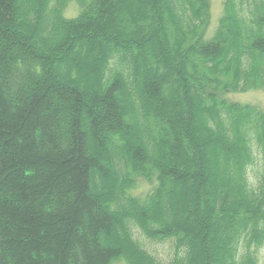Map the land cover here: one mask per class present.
Wrapping results in <instances>:
<instances>
[{
	"label": "trees",
	"instance_id": "16d2710c",
	"mask_svg": "<svg viewBox=\"0 0 264 264\" xmlns=\"http://www.w3.org/2000/svg\"><path fill=\"white\" fill-rule=\"evenodd\" d=\"M60 1L0 0V264H110L121 254L128 264H213L205 250L210 222L224 234L219 264H260L264 111L225 96L264 90V0H224L210 40L204 38L209 0H76L81 10L74 18L62 16L69 0ZM19 27L27 43L9 31ZM85 34L90 52L100 53L86 89L77 67L62 80L50 70L58 55L80 59ZM146 40L153 51L146 52ZM18 44L30 50L10 56ZM202 132L205 141L195 138ZM208 147L225 148L217 157L222 168L230 164L225 180L217 178L215 154L208 167ZM168 155L172 168L164 164ZM108 157L120 186L101 164ZM153 176L158 185L143 203L126 196L136 177ZM99 178L106 194L93 190ZM166 196L177 204L191 198L193 215L209 224L151 218L160 216ZM120 205L131 208L151 240L172 242L166 262L137 245L143 252L132 246L141 258L133 261L105 243L131 219ZM192 236L202 246L196 256Z\"/></svg>",
	"mask_w": 264,
	"mask_h": 264
},
{
	"label": "rangeland",
	"instance_id": "374dc122",
	"mask_svg": "<svg viewBox=\"0 0 264 264\" xmlns=\"http://www.w3.org/2000/svg\"><path fill=\"white\" fill-rule=\"evenodd\" d=\"M29 2H31V0H29ZM60 2H61L60 4L63 5L64 0H61ZM64 5H66L63 9V15L64 16L74 17L78 14L79 7L74 1L69 0L66 4L64 3ZM29 6H30V4H28V7ZM222 6H223V0H210L211 17L209 20V26H208L206 34H205V39H210L212 37V35L216 29L218 19L220 18L221 14H222V10H223ZM27 20H28V18H27ZM118 20H120V16L118 17ZM50 23H52V20L50 19L49 16H46L44 18V24L48 27ZM20 28L21 27H19V29L18 28L17 29H9V31L11 33L14 32L16 35H19V37L21 36L22 38H24L26 40V43H27L28 39H26V38L27 37L29 38V36L27 33H23L22 29H20ZM93 33H94V30L89 32V35H93ZM62 35H63V32H62ZM62 35L60 36L59 41H61L63 39ZM149 35H153V34L151 33ZM80 37H82L81 41H83L84 42L83 44H85V46H86L85 53L80 57V59H75L74 55H68L65 59H63V57H61V55L60 56L58 55V56H56L58 58L55 60V62L53 64H51L50 70L52 71L51 73L54 72L53 74L57 75L59 77V79L62 80V79H64L66 69H70V67H73V66L77 67L78 77L80 80H82L84 82L83 87L86 89V86L89 83L93 82L92 81L93 75H91L89 72V68H90V66H92L90 63H93V60L99 61L100 53L99 52H94V53L90 52V50L88 48V44H87L86 34L81 35ZM55 38L56 37L53 36L52 42L55 40ZM101 43H102L101 40L97 41V44H101ZM145 43H146V45L144 46V48H145L146 52L154 50L152 47L151 41L146 40ZM31 44L35 45L34 43H31ZM109 49H112V45L110 46ZM137 49H138V53H139L140 48L138 47ZM26 50L29 51L30 47L29 48L22 47L20 44H18L16 47H13V45H12V48L9 49V55L12 56L13 54L21 53L22 51H26ZM42 55H44L45 57H48L45 59H47V61H49L50 55L47 52L42 53ZM59 57H61L60 60H59ZM16 62L17 61H15V63ZM81 64H86L87 67L82 69ZM146 68L147 67L142 68L141 71L144 73V70L145 71L147 70ZM93 92H94V90L92 88L91 93H93ZM162 94H163L162 96L165 98V95H167L166 87L162 88ZM229 98L232 101H235V102H238L241 104L255 105V106H258L259 108L264 110V91L254 90V91H247V92H235V93H230ZM144 101L147 102V98H145ZM123 103H124V105H126L125 101ZM148 103L152 106L158 105L157 101H150ZM186 113L187 112H185V115H186ZM134 114H136V113H134ZM135 116H137V114ZM133 119H137V118H133ZM130 126L132 127V124H130ZM176 127H177V131H180V126H176ZM138 136H139V138H141L142 134L138 133ZM195 138H197L198 140H201V141H205L206 135L203 132L202 133H196ZM142 145L147 150V146L145 145V143H142ZM91 149L92 148H90V150ZM195 150H196V148H195ZM199 150H201V148H199ZM92 151H95V155H97V154L101 155V153L98 152L96 149L95 150L92 149ZM165 151H168V150H165ZM221 152H223V154L226 153L225 148L220 149V147H218L215 149L212 147H208L207 149H205V153H206L205 161L207 162L208 167H211L213 164L211 156H212V154L216 155V163H217V166L219 168V172L217 173V178L222 181V180H225V177H226L225 175H229L228 173H230V164L227 166L228 167L227 169L221 167V159H219V158H218L219 160L217 159V157H220L219 153H221ZM115 154L117 156L125 158V155L122 152L118 153V151H116ZM156 159H160L159 161H161L159 154L157 155ZM113 163H114V160L112 161V158L108 157L107 160L103 161L101 164L103 165V167L105 169L110 170L115 175V177H116L115 183H119L118 185L120 186L121 176H119L114 171L115 168H113L111 165ZM175 163L176 162L174 161V159L170 158L169 155H168V158H164L165 166L172 168L175 165ZM259 164H261V162H256L253 166H251L252 171H249L251 183L254 180L252 178V175L254 172H256V170H257L256 168ZM185 165H186L185 163H182V166L179 168V172L184 173ZM197 169H198V167H197ZM124 174L126 176L127 172H125ZM119 177H120V179H119ZM207 177H211V175L208 174ZM99 180H100L99 183L93 184V188H94L93 190L96 193L106 194L108 186L105 183V181L102 180V178H99ZM208 180L210 181L211 178H208ZM155 185H156V181L154 179L153 180L151 179L150 181H146L144 179L138 178L137 183H135L133 188L131 190H129L130 196L133 198L141 200L146 196L147 193L152 191V189L154 188ZM188 186H191V185L186 184V186H184V188H187ZM206 187L208 188V186H206ZM177 188L178 187L175 186L173 191L178 192ZM180 192L181 191L179 190V193ZM235 199H236V197H235ZM192 202H193L192 199L189 198L188 200L183 201V203L177 204L175 202V198H172L171 196H166L163 200V203H162V205L164 206V209L163 210L161 209L160 216L159 215H158V217L151 216V218H154V219L158 218V219H161L163 221H174L178 225H181V226L182 225L183 226L184 225L189 226L190 224L192 226L193 225L196 226L200 223V224H202L203 227L204 226L206 227L209 223H207L205 215H200L199 219H197L195 217V215H193L194 206H193ZM120 207H121V209L124 208V210H126L128 217L131 219L128 221H125L123 223V224L126 223L125 228H122V227L121 228H119V227L114 228L113 232H111L105 238V243H107L109 245H113L115 248L120 249L121 253H124L125 255L130 254L131 257L133 258V261H135L136 259H139V257H138V254L133 250L132 246L137 250L138 253L143 252V251H141L140 248H138L137 246L144 248L147 252H150L153 255L154 254L157 255L161 260L167 258L168 251H169V244H166L164 242L163 243L162 242L161 243L152 242L151 238H149L147 235H145V233H143V232H145V230L142 229V227L138 224L137 220L130 215V214L133 215L131 208L130 207H124V206L122 207L121 205H120ZM186 213H188V218H187L188 221L184 222L183 214L185 216ZM210 225H212L213 227H212V229H210L211 234L206 239V245H205L206 255L208 256V258H211L213 264H219L218 263L219 260L221 258H223L222 255L219 253V250L221 249V245L219 244V242H221L220 239H222L224 237V234H222L223 232L219 233V230H217L221 227L218 222H210ZM235 229H237V228L235 227ZM125 230H126V232H125ZM191 240L193 241V247L195 249V253H194L195 255L194 256H196V255H198L197 253L202 248L201 242L199 239H196L194 236L191 237ZM135 245H137V246H135ZM215 246L218 249V251L215 250ZM142 258L145 259V257H143V256H142ZM259 260H260V264H263L264 257L261 256ZM162 261H165V260H162ZM111 264H128V262L126 260V257L123 254H121L117 259L113 260L111 262Z\"/></svg>",
	"mask_w": 264,
	"mask_h": 264
}]
</instances>
